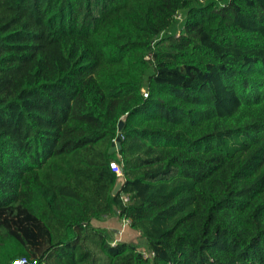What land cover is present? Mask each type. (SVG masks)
Here are the masks:
<instances>
[{"label":"trees","instance_id":"1","mask_svg":"<svg viewBox=\"0 0 264 264\" xmlns=\"http://www.w3.org/2000/svg\"><path fill=\"white\" fill-rule=\"evenodd\" d=\"M22 257L264 264V0H0V264Z\"/></svg>","mask_w":264,"mask_h":264},{"label":"rangeland","instance_id":"2","mask_svg":"<svg viewBox=\"0 0 264 264\" xmlns=\"http://www.w3.org/2000/svg\"><path fill=\"white\" fill-rule=\"evenodd\" d=\"M109 222H108V224L110 225ZM98 225H103V223H101V224L98 223ZM111 226L118 230V231H116V236H115L117 240L119 239V240H126V241H130V242L138 243L141 245V247H140L141 250L146 251L147 248L144 245H142V244H144V242H141L143 240L141 239L140 233L136 229H132L131 227L127 226V227H125L124 230H122L123 221H121L119 218H114L113 223L111 222Z\"/></svg>","mask_w":264,"mask_h":264},{"label":"built area","instance_id":"3","mask_svg":"<svg viewBox=\"0 0 264 264\" xmlns=\"http://www.w3.org/2000/svg\"><path fill=\"white\" fill-rule=\"evenodd\" d=\"M179 19H181V15L179 14L177 16ZM144 96H148V93L145 92L144 93ZM110 167L111 169L119 176V177H123V170L122 168L119 166V164L113 160L111 161L110 163ZM130 225V220L129 219H126L125 221H123V228L122 230L125 229V227L129 226ZM145 254V257H152L154 256V252H151V253H147V252H144ZM36 260H30L29 258L27 257H22V258H18L17 260H15L13 262V264H36Z\"/></svg>","mask_w":264,"mask_h":264},{"label":"water","instance_id":"4","mask_svg":"<svg viewBox=\"0 0 264 264\" xmlns=\"http://www.w3.org/2000/svg\"><path fill=\"white\" fill-rule=\"evenodd\" d=\"M125 119H126V116H124V117L122 118V120H120V122H119V130H122V128H123V126H124V120H125ZM120 142H121V138H120V137H117V139H116V141L113 143V146H112V148H111L110 151H111V152L117 151V150L120 148V145H121ZM122 184H123V177H120V178L118 179V182H117V184H116L114 190H113V194H114V195L117 194L118 191L121 189Z\"/></svg>","mask_w":264,"mask_h":264},{"label":"crops","instance_id":"5","mask_svg":"<svg viewBox=\"0 0 264 264\" xmlns=\"http://www.w3.org/2000/svg\"><path fill=\"white\" fill-rule=\"evenodd\" d=\"M115 217H112V218H108V217H104L102 220H98V221H95V225L97 226H101V227H106V228H110V229H115V231H118L116 228H113L111 226V222L113 223V219ZM111 220V221H110ZM110 221V222H109ZM108 222L110 223V225L108 224ZM98 223H103V225H98ZM117 240V239H116ZM119 240V239H118Z\"/></svg>","mask_w":264,"mask_h":264}]
</instances>
